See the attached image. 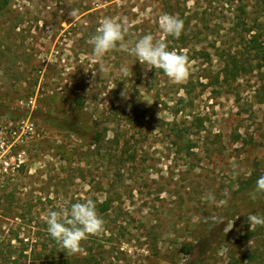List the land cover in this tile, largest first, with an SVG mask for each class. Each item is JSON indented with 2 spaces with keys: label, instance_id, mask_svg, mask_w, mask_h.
<instances>
[{
  "label": "rangeland",
  "instance_id": "obj_1",
  "mask_svg": "<svg viewBox=\"0 0 264 264\" xmlns=\"http://www.w3.org/2000/svg\"><path fill=\"white\" fill-rule=\"evenodd\" d=\"M176 1L184 13L175 16L189 22L179 38L158 25ZM241 3L249 15H237ZM73 8L75 20L68 16ZM106 17L128 24L127 40L151 33L185 54L188 79L172 83L155 68L145 75L135 57L119 50L106 53L101 72L87 41ZM251 18L264 19V0H0V118L29 119L36 129L16 147L20 165L0 169V264L48 262L41 247L33 252L21 239L46 234L49 210L88 198L111 202L115 216L129 212L126 236H113L101 264H188L191 248L213 232L205 264H264V226L251 231L247 222L249 214L264 216V194L251 196L253 176L264 175V43L260 71L208 83L224 68L211 46L215 38L235 47ZM200 19L209 33L204 39L195 36ZM217 27L225 30L217 34ZM82 96L80 119L92 129L108 126L107 137L119 138L118 145L80 139L47 118L70 116ZM8 192L38 203L31 210L15 204L14 213L24 215H10L2 203ZM207 192L227 202L209 204ZM113 215L100 216L106 223ZM209 215L225 223L205 222ZM109 233L83 244L100 249Z\"/></svg>",
  "mask_w": 264,
  "mask_h": 264
},
{
  "label": "clouds",
  "instance_id": "obj_2",
  "mask_svg": "<svg viewBox=\"0 0 264 264\" xmlns=\"http://www.w3.org/2000/svg\"><path fill=\"white\" fill-rule=\"evenodd\" d=\"M68 16L72 20L78 19L79 10L71 9ZM158 25L165 36L179 38L184 30L183 20L168 13L160 15ZM128 33L129 26L125 22L111 17H106L100 21L95 34L89 37L87 43L92 46L95 60L101 72L105 68L102 61L106 53L119 50L135 57L136 61H139L145 67V75L147 71L155 68L156 71L162 70L172 83L180 84L188 79L190 72L188 57L185 54L169 51L165 40L156 38L151 33L145 34L136 40H126L125 37ZM124 74L127 75V70ZM95 75L96 73L93 72V76ZM121 95L125 96L126 93L124 92ZM257 193L264 194V175L257 179L255 189L251 193L252 199L257 198ZM223 195L225 197L230 196L228 192ZM203 198L209 204L217 206L227 202L223 200L218 204L217 198L212 192H207ZM44 220L48 234L67 255L79 252L83 240L90 236H99L105 230V222L98 214L96 203L91 198L72 203L70 207L49 210ZM204 221H210L213 225L225 223L224 217L218 215H209L204 218ZM247 222L250 225V230L254 231L257 226H264V216L249 214L247 215Z\"/></svg>",
  "mask_w": 264,
  "mask_h": 264
},
{
  "label": "trees",
  "instance_id": "obj_3",
  "mask_svg": "<svg viewBox=\"0 0 264 264\" xmlns=\"http://www.w3.org/2000/svg\"><path fill=\"white\" fill-rule=\"evenodd\" d=\"M175 5L177 6V9H172L170 12H167L168 14L175 15L177 13L183 14V10H180L181 4L180 2L176 1ZM241 12H239L240 17H243L245 15H249V12L245 9L243 6V3H241ZM183 19V18H180ZM202 19V18H201ZM197 20L194 27L198 29V31L195 33L196 37H199L200 35L204 34V37L201 39H204L206 36L209 35V33L205 32L201 29L202 20ZM251 26L247 33H241L238 37V43L235 47L226 48L223 46L217 45V37L215 38V42L211 45L215 49V55L219 58L220 62L224 64V68L221 66V71H218L215 76L210 80L211 85H219L221 83H225L228 81V77L231 74H237L239 75H246L248 73L254 72L255 70H261L262 62L260 61L261 57L260 55L263 54L261 52L263 43H264V19H253L249 20ZM184 25H189L188 23L184 22ZM204 25V24H203ZM201 27V28H200ZM225 30L224 28L221 29L219 27L215 28L213 32L217 34H221V32ZM236 32L239 33V29H236ZM212 33V32H211ZM224 35V34H223ZM127 40V36L125 37ZM256 61V62H255ZM162 71V70H161ZM223 73V81L220 80L221 74ZM76 105L71 106V114L70 116H67L65 118H58L55 114L47 113V118L54 122L58 123V126L62 127L63 129L67 130L70 135L78 136L80 139L87 138L89 135H91V139L97 143V145L100 144H106L108 142H114L115 145L119 144V138L117 139H110L107 137V129L108 126H101L98 124V128H96V125H93V129L91 126L88 125V123H83L82 119H80L79 115L80 112L84 111L86 106V99L85 97H78L75 99ZM102 127V128H101ZM121 155V154H120ZM260 177V175H254L252 178V184L257 181V179ZM8 194H10L8 192ZM8 194L4 195L2 198V203L4 205V209L6 210L5 213L15 215L17 217H22L24 214V210H21V212H15L13 211L14 207H17L20 205V207L26 205L28 206V209L31 210L32 203L37 204L38 202L35 199H32L30 201L21 203V199H16V193L11 192L10 196ZM17 204V206H14ZM97 212L99 215H101L103 218H108L107 216L113 215V211L115 208L111 202L107 201H98L96 202ZM129 212L122 209L119 214L115 216V214L112 216V218L105 223V230L103 233L110 232L109 239H106L107 241L100 242V249H95L96 245L92 244L90 246L84 245L83 241L81 242V249L84 247L86 249L87 255H83L84 253L82 250L79 252L67 255L66 252L62 251L59 247V245L56 243V241L48 234L46 231L45 235H42L40 233L36 235L27 236L28 242H25L24 238L21 239L22 245H26L25 247H29V244L32 245L33 252L37 251V247H41L40 253L41 255H46V258H49L48 262H45L42 260V264H101L102 262V254L103 252L107 251L106 248H113L114 244L116 243L114 241L113 236H126V232L128 231L127 225H128V216ZM9 217L8 215H6ZM211 237L203 236L201 237L197 243L191 248V250L188 252L190 257V262L188 264H205V261L208 257V254L210 253L212 246L214 244V240L217 239L218 233H211ZM46 237L43 238V237ZM215 236L216 238H213ZM30 237V238H29ZM8 245H11L10 242H8ZM23 251L25 250L22 249ZM49 250V252H47ZM82 253V254H81ZM34 255L36 253H33ZM66 254V259L62 261L61 257L62 255ZM39 255V254H38ZM38 261H41L40 257H37ZM19 263V262H17Z\"/></svg>",
  "mask_w": 264,
  "mask_h": 264
},
{
  "label": "built area",
  "instance_id": "obj_4",
  "mask_svg": "<svg viewBox=\"0 0 264 264\" xmlns=\"http://www.w3.org/2000/svg\"><path fill=\"white\" fill-rule=\"evenodd\" d=\"M35 132V125L29 119L0 118V169L7 171L20 165L21 152L16 155V147L26 144Z\"/></svg>",
  "mask_w": 264,
  "mask_h": 264
}]
</instances>
